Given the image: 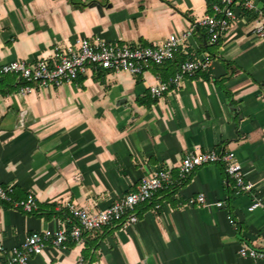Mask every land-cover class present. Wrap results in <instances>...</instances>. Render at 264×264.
I'll use <instances>...</instances> for the list:
<instances>
[{"label": "crops", "instance_id": "crops-1", "mask_svg": "<svg viewBox=\"0 0 264 264\" xmlns=\"http://www.w3.org/2000/svg\"><path fill=\"white\" fill-rule=\"evenodd\" d=\"M252 1L257 9L246 6ZM217 0H0V65L17 59L53 62L78 38L161 45L213 14ZM263 15H259V11ZM236 21L216 43L195 27L174 59L143 74L100 70L23 95L16 74L0 80V181L14 198L37 199L27 213L0 202L7 247L33 231L66 224L60 206L98 211L137 190L143 176L172 169L174 183L137 208L135 225L86 231L64 250L49 244L30 264H264V0H239ZM210 56L209 68L160 98L180 63ZM232 151L251 192H236L221 164L204 165L185 182L179 166L198 151ZM204 194L211 205L196 201ZM225 201L226 208L214 203Z\"/></svg>", "mask_w": 264, "mask_h": 264}, {"label": "built area", "instance_id": "built-area-1", "mask_svg": "<svg viewBox=\"0 0 264 264\" xmlns=\"http://www.w3.org/2000/svg\"><path fill=\"white\" fill-rule=\"evenodd\" d=\"M213 6L214 13L207 14L197 21L189 31L181 36L172 35L161 45L116 44L106 40L91 41L78 38L76 45L55 53L53 62L46 59L28 61L17 59L0 65V80L9 74L19 76L22 85L19 93L23 95L36 92L46 87L60 88L66 83L100 70L125 71L134 75L143 74L149 63L162 65L174 59L183 40L192 34L195 27H202L209 35L210 41L218 42L232 27L237 15L235 6L239 0H217ZM246 6L257 9L252 1ZM259 15L263 12L260 10ZM254 33L264 36V21H259ZM210 56L189 59L179 65L176 75L168 82H159L150 86L152 98H160L172 87H178L186 77H193L206 70L210 65ZM264 89V86H263ZM221 164L232 182L236 192H251L254 183L247 181L244 169L236 160L232 151H198L186 156L179 166V178L186 180L204 165ZM174 183L172 169H160L143 176L136 191L119 197L105 209L87 210L74 202L66 203L60 210L66 213V224L57 231H33L24 242L7 247L0 231V264H30L32 257L40 255L45 248L52 246L67 250L72 242L79 243L86 231H99L114 224L135 225L139 222L137 208L152 201L157 192ZM14 186L0 181V202L8 204L27 213L39 210L37 199L30 195L26 200H17L13 196ZM196 201L203 206L211 205L204 194H199ZM219 208H226L225 201L214 203ZM263 199L254 196L250 211L263 207ZM239 253L242 257L255 260L264 259V252L243 246Z\"/></svg>", "mask_w": 264, "mask_h": 264}, {"label": "trees", "instance_id": "trees-1", "mask_svg": "<svg viewBox=\"0 0 264 264\" xmlns=\"http://www.w3.org/2000/svg\"><path fill=\"white\" fill-rule=\"evenodd\" d=\"M199 73V72H198ZM183 182H185V180H183Z\"/></svg>", "mask_w": 264, "mask_h": 264}]
</instances>
